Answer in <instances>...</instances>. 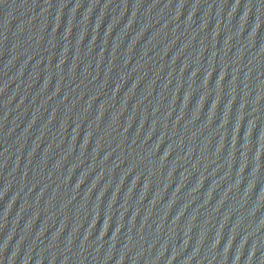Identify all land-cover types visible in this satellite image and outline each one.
<instances>
[{
  "label": "water",
  "instance_id": "95a60500",
  "mask_svg": "<svg viewBox=\"0 0 264 264\" xmlns=\"http://www.w3.org/2000/svg\"><path fill=\"white\" fill-rule=\"evenodd\" d=\"M0 264H264V0H0Z\"/></svg>",
  "mask_w": 264,
  "mask_h": 264
}]
</instances>
